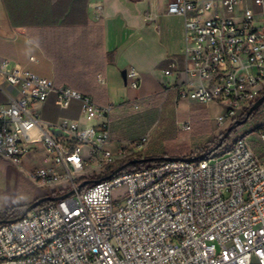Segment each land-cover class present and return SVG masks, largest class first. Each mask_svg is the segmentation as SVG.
I'll return each mask as SVG.
<instances>
[{
	"label": "built area",
	"instance_id": "1",
	"mask_svg": "<svg viewBox=\"0 0 264 264\" xmlns=\"http://www.w3.org/2000/svg\"><path fill=\"white\" fill-rule=\"evenodd\" d=\"M242 2L169 0L165 12L181 18L185 32L183 64L168 57L163 71L184 76L172 86L175 101L221 108L212 122L223 129L264 93V0H253L256 10ZM157 17L144 14L146 23ZM0 73L15 90L0 105V157L18 164L30 146H40L56 166L26 178L62 181L72 191L0 223V264H264V164L245 138L215 159L163 160L76 192L87 163L113 164L104 149L110 123H48L39 108L51 94L59 109L78 102L87 121L106 118L110 108L6 60ZM125 76L130 88H139L133 69ZM98 81L105 84L101 75ZM181 130L191 131L190 120ZM148 138L126 147L141 152ZM116 189L123 194L113 199Z\"/></svg>",
	"mask_w": 264,
	"mask_h": 264
},
{
	"label": "crops",
	"instance_id": "2",
	"mask_svg": "<svg viewBox=\"0 0 264 264\" xmlns=\"http://www.w3.org/2000/svg\"><path fill=\"white\" fill-rule=\"evenodd\" d=\"M168 2L0 0V62L6 60L11 66L53 79L56 87H69L98 106L109 107L106 118L87 121L78 102L72 101L68 108L59 109L55 94H51L39 110L45 122L68 119L77 122L80 128L108 120L111 139L104 149L111 154L113 164H121L129 157L164 156L166 152L149 147L156 117L159 114L180 117L184 113L175 101L172 88L184 79L183 74H163L168 57H175L183 64L185 45L183 20L165 15ZM241 5L257 9L253 0H243ZM145 13L158 17L146 23ZM129 69L138 74V89L128 86L125 74ZM99 75L104 78V85L99 83ZM6 94L14 95L15 90L0 73V105L7 102ZM252 119L238 130L246 128L243 138L264 164V142L260 139L264 134V120L251 123ZM145 134L149 138L141 152L126 147ZM29 149L18 164L0 157V213L12 207H27L66 188L62 181L48 185L37 183L44 189H38L39 193L32 196L21 188L26 173L56 166L42 147ZM192 151L188 149L180 156L190 157ZM8 164L18 166V171Z\"/></svg>",
	"mask_w": 264,
	"mask_h": 264
},
{
	"label": "rangeland",
	"instance_id": "3",
	"mask_svg": "<svg viewBox=\"0 0 264 264\" xmlns=\"http://www.w3.org/2000/svg\"><path fill=\"white\" fill-rule=\"evenodd\" d=\"M176 103L177 105L183 107V115L180 117H175L168 114L157 115V123L155 124V127L152 131V137L149 144L150 149L166 152L164 156L157 158H169L174 160L184 159L185 157H181L180 154L182 152H186L188 149L193 150L190 156H199L203 152L210 153V151L222 140V137L228 128H218L212 122V119L215 117V115L221 112V108H218L215 105H198L189 101H176ZM184 120H190V132L181 130ZM262 120H264V106L258 111L257 114L253 116L251 123H253L254 121ZM245 130L246 128H241L240 130L235 129V131L233 130L232 133H230L232 135L229 134L230 137H227L229 139L226 141V138L223 141L221 148H219L215 152H212L205 158L215 159L223 155L236 139L243 138V136L245 135ZM29 151L30 149L28 148L26 152ZM84 153H86V151H84ZM153 164L154 162L149 161L147 163H143L142 166H150ZM8 166L11 167L14 171H18L19 169L18 166L12 164H8ZM113 166L119 167V164H114ZM136 166H139V164H137ZM134 169L135 168L129 169L128 167L125 169V171H132ZM104 170L105 166L97 167L94 164L87 163L84 166L83 171L77 175L78 186L84 181L97 180L93 179V176L103 172ZM24 181L25 182L23 183L21 188L28 191L31 196L34 193H39L37 192L38 189H44L42 187H39L37 183H33L29 179H27L26 175ZM69 191L70 190L65 189L64 191L56 193V195L53 196H61L68 193ZM122 194L123 189H116L113 191L112 197L113 199H116L117 197L122 196Z\"/></svg>",
	"mask_w": 264,
	"mask_h": 264
},
{
	"label": "water",
	"instance_id": "4",
	"mask_svg": "<svg viewBox=\"0 0 264 264\" xmlns=\"http://www.w3.org/2000/svg\"><path fill=\"white\" fill-rule=\"evenodd\" d=\"M264 102V94L262 96H260L256 101L255 103L248 109L245 117L243 120H237L235 121L230 127L227 128V130L225 131L223 137H222V140L218 143L217 146H215L209 154H211L212 152H215L217 151L219 148H221L222 144H223V141L229 136V134L239 128L240 126H242L243 124H245L248 119L250 118L251 114L260 107V105ZM54 134L56 136H59L61 135V133L58 131V130H54L53 131ZM197 159L196 156H191V157H188L187 159L185 160H188V161H195ZM163 160H173V159H169V158H163ZM150 159H137V158H132L130 159L127 163L123 164L122 166H119L117 167L112 173L111 175L103 178V179H97V180H91V181H84L82 184H80L77 188H76V192H80L82 190V188L84 186H88V185H91V184H94V183H99L101 181H104V180H108L110 179L111 177L115 176L116 174L120 173L121 171L125 170L126 168H128L129 166L131 165H137L139 163H147L149 162ZM72 191L66 193V194H63L61 196H48V197H43V198H40L38 200H36L34 203L30 204L29 206H27L25 208V210L23 211V215L22 217L26 216L28 213H30L32 210L36 209L38 206L42 205L43 203H46V202H57V201H60L62 199H64L66 196H68L69 194H71ZM4 222H7V221H1L0 223H4Z\"/></svg>",
	"mask_w": 264,
	"mask_h": 264
},
{
	"label": "trees",
	"instance_id": "5",
	"mask_svg": "<svg viewBox=\"0 0 264 264\" xmlns=\"http://www.w3.org/2000/svg\"><path fill=\"white\" fill-rule=\"evenodd\" d=\"M264 93H262V95H263ZM261 95V96H262ZM264 104V102L260 105V107L258 108V109H256L252 114H251V116H250V118L251 117H253L255 114H257L258 113V111L264 106L263 105ZM263 105V106H262ZM247 111L248 110H246L244 113H243V115L240 117V119L239 120H243L244 119V117H245V115H246V113H247ZM249 118V119H250ZM249 119H248V121H249ZM247 121V122H248ZM244 125V124H243ZM238 129V128H237ZM235 131V130H234ZM232 133V132H231ZM230 135H232V134H230ZM230 137V136H229ZM229 138H227L226 139V141L228 140ZM225 141V142H226ZM209 155V153L208 152H206V153H201L199 156H197V158L198 159H200V158H203V157H207ZM133 157H129L126 161H123L121 164H119V166H122L123 164H125V163H127L130 159H132ZM138 159V158H137ZM150 161L151 162H154V163H158V162H161V161H163V158H155V159H150ZM114 164H110V165H107L106 167H105V170L103 171V172H101V173H99V174H97V175H94L93 176V179H103V178H105V177H107V176H109V175H111V173L117 168V167H115V166H113ZM143 165V163H139V166H136V165H131V166H129V169H133V168H138V167H141ZM89 186V185H88ZM88 186H84L83 188H82V190L83 189H85V188H87ZM60 192H62V191H60ZM46 197H48V196H46ZM40 199V198H39ZM38 200V199H37ZM25 208L26 207H12V208H10V209H8V210H6L5 212H3V213H0V222L1 221H9V220H13V219H18V218H21L22 217V215H23V211L25 210Z\"/></svg>",
	"mask_w": 264,
	"mask_h": 264
}]
</instances>
